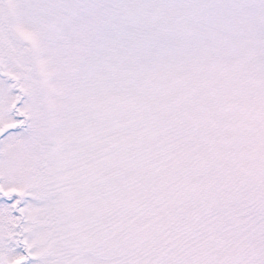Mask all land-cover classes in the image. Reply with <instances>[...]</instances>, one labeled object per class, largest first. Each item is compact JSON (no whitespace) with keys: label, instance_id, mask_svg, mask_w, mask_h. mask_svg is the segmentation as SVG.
<instances>
[{"label":"snow or ice","instance_id":"6c2138e0","mask_svg":"<svg viewBox=\"0 0 264 264\" xmlns=\"http://www.w3.org/2000/svg\"><path fill=\"white\" fill-rule=\"evenodd\" d=\"M0 264H264V0H0Z\"/></svg>","mask_w":264,"mask_h":264}]
</instances>
